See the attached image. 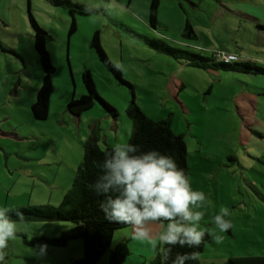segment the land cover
<instances>
[{"label": "rangeland", "instance_id": "374dc122", "mask_svg": "<svg viewBox=\"0 0 264 264\" xmlns=\"http://www.w3.org/2000/svg\"><path fill=\"white\" fill-rule=\"evenodd\" d=\"M69 1L94 10L73 15L72 32V16L63 4L0 0V207L59 206L83 160L86 140L95 139L103 150L128 142L132 120L127 109L134 101L145 116L168 119L172 133L182 136L192 187L207 197V206L199 209L206 226L222 206L231 211L232 228L221 234L220 244L210 238L199 263L264 256V76L208 70L202 59L178 52L197 51L205 59L229 52L264 67V0H161L155 29L148 25L151 0ZM29 15L49 35L47 50L55 68L43 120L31 112L43 72ZM186 21L196 36H182ZM95 32L132 88L121 84L90 48ZM152 41L165 42L177 57ZM84 71L99 98L74 116L67 107L87 93ZM28 224L10 242L8 264H72L82 257L79 240L44 252L25 243L35 236H57L58 226L69 223ZM130 229L116 232L109 250L126 242L129 257L123 264H153L157 251L132 240ZM109 250L96 264H108Z\"/></svg>", "mask_w": 264, "mask_h": 264}, {"label": "trees", "instance_id": "16d2710c", "mask_svg": "<svg viewBox=\"0 0 264 264\" xmlns=\"http://www.w3.org/2000/svg\"><path fill=\"white\" fill-rule=\"evenodd\" d=\"M161 0H151L149 5L148 25L155 29L158 26V6ZM57 4L66 6L72 16L70 32L76 30V24L73 15L86 14L94 12L88 7L82 6L78 3H73L69 0H54ZM29 24L31 26L34 36V49L39 58V63L43 72V82L39 88L35 102L31 105L32 116L37 120L47 118L49 111L50 98L53 93L54 87L52 84V74L55 71L54 66L51 64L50 56L47 50V41L49 39L48 33L41 28L35 19L29 15ZM192 35L196 36L189 21H186L182 31V36L190 38ZM161 46V52L168 51L170 54L176 55V50L170 48L165 42H155ZM90 48L97 55L100 61L106 66L113 74V76L121 83L132 88L131 85L123 81V77L118 68H116L108 59L100 44L99 32L93 34L90 42ZM186 56L202 59L205 62L206 69L215 71L221 69L223 72H231L240 75L250 76H264V67L257 63L247 60H236L225 63L220 60L218 56L223 51L213 52L210 59H205L199 53L190 54L188 51H179ZM191 52V53H192ZM233 54L229 52H224ZM234 55V54H233ZM179 57V56H178ZM181 57V55H180ZM213 68V69H212ZM83 82L86 86L87 93L82 95L79 100H71L68 103V111L74 115L79 116L84 110H87L93 105V101L99 98L92 79L88 71L83 73ZM106 110L114 111L104 101H101ZM127 114L132 120V130L128 142L137 144L141 150H149L151 148L159 149L162 152L174 155L177 160L178 166L185 169L189 173L187 163V148L181 135H175L170 128L168 119L152 120L145 116L143 112L137 107L134 101L131 102L127 109ZM116 114L113 112V116ZM111 148L101 149L95 139L89 138L83 143V160L78 166L71 188L64 195L62 202L57 207L39 206V207H26L14 208L10 212L12 219H17L16 212L23 214L22 222H66L68 225H63L65 228L60 231L57 236H35L30 240H25L27 245H32L40 248L46 246L49 248H63L70 242L79 240L83 242V255L80 259L72 261V264H96L97 261L103 256L105 251L109 250L111 241L116 232L129 226L111 223L104 219L103 213L98 210V201L103 197H96L87 187L95 181L98 170L92 166L93 160H102L105 153L110 152ZM26 238V237H25ZM210 242L209 237H205L199 247L180 248L179 246L173 247L169 255L167 264H171L177 252H196L198 259L190 261L189 264H200L199 255L203 251L206 244ZM164 253L162 251L156 252L153 264H161ZM129 257V250L126 242H118V244L109 250L108 264H123ZM223 264H264V256H249L242 258H228Z\"/></svg>", "mask_w": 264, "mask_h": 264}, {"label": "clouds", "instance_id": "9594fccd", "mask_svg": "<svg viewBox=\"0 0 264 264\" xmlns=\"http://www.w3.org/2000/svg\"><path fill=\"white\" fill-rule=\"evenodd\" d=\"M98 170L94 182L87 185L96 196L98 210L104 219L133 229L131 239L148 245L153 252L164 253L161 264H167L173 247L197 248L205 237L220 244L223 236L233 226L231 211L222 206L206 226L207 197L203 191L194 190L191 176L178 166L174 155L151 148L141 150L130 142H117L105 153L102 160H93ZM0 207V264H8L10 242L17 238L22 228L30 225L23 214ZM46 246H41L44 252ZM198 259L196 252H177L171 264H189Z\"/></svg>", "mask_w": 264, "mask_h": 264}, {"label": "built area", "instance_id": "2783aa9c", "mask_svg": "<svg viewBox=\"0 0 264 264\" xmlns=\"http://www.w3.org/2000/svg\"><path fill=\"white\" fill-rule=\"evenodd\" d=\"M220 60L224 61L225 63H229L231 61H236L237 57L233 54H228V53H220V56H218Z\"/></svg>", "mask_w": 264, "mask_h": 264}, {"label": "crops", "instance_id": "0c3cea01", "mask_svg": "<svg viewBox=\"0 0 264 264\" xmlns=\"http://www.w3.org/2000/svg\"><path fill=\"white\" fill-rule=\"evenodd\" d=\"M246 76V75H245ZM247 76H250V75H247ZM253 94V93H252ZM252 94H249V95H247V97H251L252 99H253V101H252V104H253V111H254V96H252ZM253 95H256V94H253ZM240 105H242L243 107H244V105H243V102H242V100L240 101ZM58 228H60L58 231H62L64 228H65V226H58ZM128 228H130V226L128 227ZM131 231H130V233L131 232H133V229L131 228L130 229ZM54 236H56V235H54ZM124 241V240H123ZM144 245V244H143ZM68 246V245H67ZM66 246V247H67ZM223 264V263H222Z\"/></svg>", "mask_w": 264, "mask_h": 264}]
</instances>
